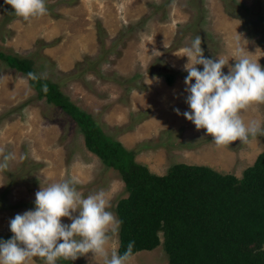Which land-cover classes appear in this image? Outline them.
I'll use <instances>...</instances> for the list:
<instances>
[{
	"label": "rangeland",
	"instance_id": "rangeland-1",
	"mask_svg": "<svg viewBox=\"0 0 264 264\" xmlns=\"http://www.w3.org/2000/svg\"><path fill=\"white\" fill-rule=\"evenodd\" d=\"M237 2L46 0L48 13L25 21L0 0V50L31 58L39 75L57 82L152 171L164 173L174 162H187L241 176L264 150V136L218 146L205 129L197 130L174 110L190 111L184 91L188 57L183 54L197 35L205 57L234 64L233 56L243 46L244 54L264 67V42L257 41L264 28V0H240L248 8ZM231 6L237 14L226 11ZM223 71L228 72L227 65ZM166 72L173 73L172 83H167ZM241 114L245 122H264V104H253ZM0 148L15 154L8 169L0 171V234H13L9 221L35 208L40 181L57 182L65 174L78 178L85 196L105 190L109 210L117 216L116 202L127 194L118 170L87 148L69 114L38 97L27 75L1 58ZM61 220L71 223L67 217ZM118 242L117 234L107 247L117 249ZM29 264L43 261L33 258ZM70 264L100 262L89 253ZM129 264L169 260L160 243L134 252Z\"/></svg>",
	"mask_w": 264,
	"mask_h": 264
},
{
	"label": "trees",
	"instance_id": "trees-1",
	"mask_svg": "<svg viewBox=\"0 0 264 264\" xmlns=\"http://www.w3.org/2000/svg\"><path fill=\"white\" fill-rule=\"evenodd\" d=\"M228 8L229 14H237L232 6ZM263 31L259 43L264 42ZM0 58L27 75L38 97L69 114L83 132L87 148L120 173L127 190L115 205L122 222L117 247L121 254L135 241L133 253L162 243L169 264H264V150L241 176L187 162H174L164 173L154 172L135 158L134 149L108 134L74 103L57 82L39 75L31 58L2 50ZM173 76L165 73L167 83ZM12 235L0 234V239Z\"/></svg>",
	"mask_w": 264,
	"mask_h": 264
},
{
	"label": "clouds",
	"instance_id": "clouds-1",
	"mask_svg": "<svg viewBox=\"0 0 264 264\" xmlns=\"http://www.w3.org/2000/svg\"><path fill=\"white\" fill-rule=\"evenodd\" d=\"M240 2V0H239ZM15 15L25 21L46 15V0H5ZM197 35L185 48L187 72L185 103L190 111L183 113L197 130L205 129L216 145H229L239 140L264 136V122H245L242 111L253 104H264V67L238 49L234 64L229 60L208 58ZM197 65H202L200 70ZM228 66V72L223 68ZM29 76L36 78L33 73ZM194 81V83H193ZM45 91L47 88L45 86ZM0 171L7 170L15 154L0 148ZM80 181L65 174L57 182H41L35 193V208L18 213L9 221L13 235L0 239V264H29L40 258L43 264H57L60 259L76 260L89 253L100 264H129L135 241H130L123 254L107 245L118 234L121 221L114 212L105 190L85 196L78 190ZM67 217L71 223H63Z\"/></svg>",
	"mask_w": 264,
	"mask_h": 264
},
{
	"label": "water",
	"instance_id": "water-1",
	"mask_svg": "<svg viewBox=\"0 0 264 264\" xmlns=\"http://www.w3.org/2000/svg\"><path fill=\"white\" fill-rule=\"evenodd\" d=\"M239 140H237V141H234V142H231L230 144H235L236 142H238Z\"/></svg>",
	"mask_w": 264,
	"mask_h": 264
}]
</instances>
